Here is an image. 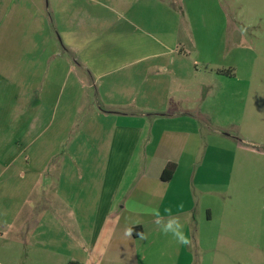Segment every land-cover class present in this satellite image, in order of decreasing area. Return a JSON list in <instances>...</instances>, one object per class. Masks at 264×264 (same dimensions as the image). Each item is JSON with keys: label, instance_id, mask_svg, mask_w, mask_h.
Masks as SVG:
<instances>
[{"label": "crops", "instance_id": "crops-1", "mask_svg": "<svg viewBox=\"0 0 264 264\" xmlns=\"http://www.w3.org/2000/svg\"><path fill=\"white\" fill-rule=\"evenodd\" d=\"M91 1L94 5L79 10L71 2L66 7L78 13L70 16L76 26L80 17H86L91 25L88 32L80 33V25L73 27L78 35L62 32L59 42L55 34L50 41L48 29L46 37L54 43V52L56 43L64 52L53 53L54 64L48 62L50 54L39 58L38 90L25 87L15 103L18 114L12 115L16 113L12 109L5 118L0 115V124L5 126L4 133L0 131L1 220L31 221L27 234L36 257L31 264H142L147 261L143 259L147 249L140 255L144 244L164 252L176 245L146 212L154 207H159L165 219L164 209L171 207L188 236L191 223L202 226L201 222L213 221L209 206L197 213L198 199L207 195L203 193L206 178L198 177L209 169L210 159L221 156L208 154V144L202 156L201 124L204 120L212 124V120L208 110L198 111L199 105L188 104L185 97L198 91L196 82L204 84L198 81L201 65L210 77L226 75L205 57L203 38L172 0ZM37 16L46 26V15L38 10ZM15 22L9 29L21 28ZM225 36L219 39L220 45L225 44ZM76 38L84 46L75 43ZM11 44L10 40L9 45L16 48ZM40 47L45 49V39L36 45L27 38L19 46L28 52L36 48L41 52ZM70 49L76 56L66 55ZM208 52L213 59L221 55ZM74 61L80 66L78 73ZM7 69L12 75L29 72ZM85 71L90 81L82 77ZM69 86V97L63 99ZM86 89L95 93V101L89 102L90 110L83 114ZM57 119L59 128L47 135L45 125ZM170 163L176 168L169 180L162 179ZM36 185L42 198L52 200V212L12 214L17 201L28 199ZM207 193L219 196L221 190L213 186ZM180 203L183 209H178ZM137 227L146 239L134 236L132 229ZM176 246L177 252L186 250V246ZM165 258L169 257L160 256L161 261ZM181 262L180 254L169 264Z\"/></svg>", "mask_w": 264, "mask_h": 264}, {"label": "rangeland", "instance_id": "rangeland-1", "mask_svg": "<svg viewBox=\"0 0 264 264\" xmlns=\"http://www.w3.org/2000/svg\"><path fill=\"white\" fill-rule=\"evenodd\" d=\"M69 2L78 9V7L94 5L95 1L0 0V115L2 118H5L12 109L16 110L12 115L18 114L20 109L15 103L25 87L37 89L39 75L36 68L39 58L43 60L44 54H50L48 62L54 64L57 60L53 57V53L64 52V48L59 44L62 40V32L69 34L72 31L73 35H78L73 27L77 28L79 25L80 33L88 32L86 29L91 25H88L86 17H80L77 26L75 19L70 17L78 13H74L73 8L68 11L69 7H66ZM100 2L115 4L110 0ZM171 2L182 7V13L190 19L195 34L203 38L207 52L205 57L217 64L222 74L231 72L232 76L210 77L209 70L201 65L202 76L198 77V81L204 80V84L196 82L198 91L185 97L188 104L199 105L196 108L198 111L206 113L208 110L210 114L208 117L212 120V124L207 120L201 124L202 156L207 144L208 154L213 152L221 156L216 161L210 159L207 163L209 169L204 174L200 173L198 177L200 179L203 175L206 178L203 193L207 195L198 199L197 213L204 212L209 206L213 210V221L201 222L202 226H199L198 222L191 223L189 234L191 245L186 246L185 251L177 252L179 247L176 246L178 245L176 241V247H172L175 249L171 248L165 252L144 244L143 249H140V255L142 256L147 249L143 255V259L146 258L147 261L141 263L169 264L176 262L178 255L181 254L183 264H264V0H172ZM34 6L37 9H33ZM214 6L218 7L215 9ZM204 7L206 11L203 10ZM207 7L212 8L208 10ZM38 10L41 15L45 14L49 19L46 26L42 24L41 16H37ZM15 21L21 23V28L9 29V24L11 27L12 23H16ZM48 29L51 31L50 41L54 39V34L59 41V46L55 41L58 49L55 52L54 43L49 42L46 37ZM224 36L227 40L225 44L220 45L219 39ZM27 38L34 39L36 45L45 39V49L40 47L41 52L37 48L30 52L21 50L19 46ZM10 40L13 41L11 45L16 48L13 49L9 45ZM79 41L78 38L75 39V43L84 46ZM83 48L81 47L79 52ZM208 51L219 52L221 55L213 59ZM70 53L66 55L70 57L77 54L71 49ZM15 58H23V61L21 59L19 62ZM75 66H77L74 68L75 72H80V66L74 61L73 67ZM7 67H14L15 70L29 69V72L15 71L16 73L12 75L5 71L8 70ZM82 77L90 81L86 71L82 73ZM69 85L71 86V82ZM70 86L63 93V99L69 97L66 96L70 94ZM94 94L92 90H85L82 96L83 114L90 110L89 102L93 98L95 101ZM50 100L53 98L50 97ZM45 126H48L45 130L48 132L47 135L52 136L59 128V121L57 119L56 122ZM0 131L3 133L5 131L3 124H0ZM209 180L211 181L207 186ZM211 183L214 185H210ZM213 186L221 190L219 196H211L207 193L209 187ZM29 196L21 204L17 201L12 214L18 211L20 215L38 213L42 209L52 212L51 208L54 207L52 200H48L47 197L42 198L38 193L37 185L33 187ZM2 202L5 207L3 200ZM22 205L23 208L20 210ZM184 218L190 221L188 217L184 216ZM30 224L31 221L25 218L6 223L5 219L1 220L0 209V264H31L36 260L27 234ZM162 255L169 258L161 261Z\"/></svg>", "mask_w": 264, "mask_h": 264}, {"label": "clouds", "instance_id": "clouds-1", "mask_svg": "<svg viewBox=\"0 0 264 264\" xmlns=\"http://www.w3.org/2000/svg\"><path fill=\"white\" fill-rule=\"evenodd\" d=\"M177 207L178 209H183L184 205L183 203H180ZM146 212L155 218V223L164 235H171L173 239L182 246L191 245V240L184 231V224L181 222L179 216L172 215L171 207H166L164 209L167 219H165V216L161 215L159 207L146 209ZM127 234L131 235V230H129ZM139 235L141 239L147 238L143 233Z\"/></svg>", "mask_w": 264, "mask_h": 264}, {"label": "trees", "instance_id": "trees-1", "mask_svg": "<svg viewBox=\"0 0 264 264\" xmlns=\"http://www.w3.org/2000/svg\"><path fill=\"white\" fill-rule=\"evenodd\" d=\"M224 75L230 77V76H232V73L231 72L226 73V74L224 73ZM175 168H176L175 164H173V163L168 164L167 167L165 168L163 174H162V179L169 180V178L172 175V173L174 172ZM132 232H133L134 236H140L139 234L142 233V230L140 227H137V228H133ZM68 264H81V263H79L77 261H70Z\"/></svg>", "mask_w": 264, "mask_h": 264}]
</instances>
